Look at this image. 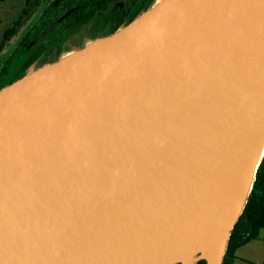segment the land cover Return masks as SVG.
<instances>
[{
	"label": "water",
	"instance_id": "95a60500",
	"mask_svg": "<svg viewBox=\"0 0 264 264\" xmlns=\"http://www.w3.org/2000/svg\"><path fill=\"white\" fill-rule=\"evenodd\" d=\"M264 157V0H161L0 91V264H223Z\"/></svg>",
	"mask_w": 264,
	"mask_h": 264
},
{
	"label": "flooded vegetation",
	"instance_id": "af4514ba",
	"mask_svg": "<svg viewBox=\"0 0 264 264\" xmlns=\"http://www.w3.org/2000/svg\"><path fill=\"white\" fill-rule=\"evenodd\" d=\"M161 0H0V91L114 34Z\"/></svg>",
	"mask_w": 264,
	"mask_h": 264
},
{
	"label": "trees",
	"instance_id": "16d2710c",
	"mask_svg": "<svg viewBox=\"0 0 264 264\" xmlns=\"http://www.w3.org/2000/svg\"><path fill=\"white\" fill-rule=\"evenodd\" d=\"M262 230H264V157L258 168L248 203L232 231L223 264H233L237 258L236 252L257 240ZM197 264L206 262L200 261Z\"/></svg>",
	"mask_w": 264,
	"mask_h": 264
},
{
	"label": "crops",
	"instance_id": "0c3cea01",
	"mask_svg": "<svg viewBox=\"0 0 264 264\" xmlns=\"http://www.w3.org/2000/svg\"><path fill=\"white\" fill-rule=\"evenodd\" d=\"M263 231L264 230H262L260 232V236L257 240H259L261 238V236L263 235ZM254 241H256V240H254ZM239 250L236 252L237 258L233 264H242V263L263 264L264 263V253H238Z\"/></svg>",
	"mask_w": 264,
	"mask_h": 264
},
{
	"label": "rangeland",
	"instance_id": "374dc122",
	"mask_svg": "<svg viewBox=\"0 0 264 264\" xmlns=\"http://www.w3.org/2000/svg\"><path fill=\"white\" fill-rule=\"evenodd\" d=\"M238 253H264V231H263V235L259 240L253 241L247 244L246 246L242 247ZM242 264H247V263H242Z\"/></svg>",
	"mask_w": 264,
	"mask_h": 264
}]
</instances>
